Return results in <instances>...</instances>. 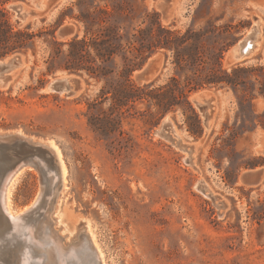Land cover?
Here are the masks:
<instances>
[{
	"label": "rangeland",
	"instance_id": "obj_1",
	"mask_svg": "<svg viewBox=\"0 0 264 264\" xmlns=\"http://www.w3.org/2000/svg\"><path fill=\"white\" fill-rule=\"evenodd\" d=\"M79 2L58 0L51 8L37 6L36 0L3 5L15 30L28 28L36 37L33 49L14 53L21 55L22 65L4 77L7 83L0 82V135L19 132L33 141H52L59 148L65 176L53 195L52 173L44 176L36 167L23 168L12 193V207L16 212L30 206L35 209L23 220V229L13 228L0 212V264H57L56 254L41 245V238L51 231L64 247L72 248L68 264H264V178L254 186L241 181L244 173L264 169L258 145L264 133V96L258 93L264 88V0ZM13 4H21L24 15L14 12ZM119 5L125 18L98 15L107 24L121 23L129 29L155 12L162 25L181 33L190 26L198 30L209 24H230L234 39L223 54L222 66L252 68L246 77L247 89L197 90L189 102L198 122L182 108L155 122L141 103L112 112L109 97H99L102 81L84 72H46V60L54 50L50 32L56 42L74 35L81 38L85 28L77 16L99 9L112 13ZM256 23L258 34L249 57L226 64L231 47ZM63 26H71L73 33L61 36ZM97 32L94 26L86 37ZM209 44L204 47L206 60L211 55ZM60 48L67 52V45ZM169 60L152 56L132 73V81L165 83L175 73ZM152 61L151 72L139 81L136 75ZM60 74L80 79L81 91L73 97L42 91L47 81ZM199 94L212 101L207 126L192 103ZM95 102L99 103L91 107ZM92 116L101 118L103 132L89 125ZM165 117L183 143L192 147L190 154L157 134ZM86 235L101 261L89 254Z\"/></svg>",
	"mask_w": 264,
	"mask_h": 264
},
{
	"label": "trees",
	"instance_id": "obj_2",
	"mask_svg": "<svg viewBox=\"0 0 264 264\" xmlns=\"http://www.w3.org/2000/svg\"><path fill=\"white\" fill-rule=\"evenodd\" d=\"M10 1L0 0V59L33 49L36 37L28 28L15 30L10 24L3 8ZM112 9V13L99 9L94 14L77 16L85 28L81 38L74 35L65 42H56L54 32H50L49 42L54 50L46 60V72L51 73L55 69L68 74L84 72L88 77L102 81L99 97L103 100L109 97L112 112L123 108L127 111L141 103L145 106L144 112L155 122L175 108L191 112L198 122L189 102L190 94L197 90L229 87L235 92L238 88L247 89L246 77L252 68L233 66L227 70L222 66L223 54L234 39L230 24L222 27L209 24L198 30L190 26L181 33L162 25L158 14L153 12L146 14L136 26L126 29L121 23L107 24L98 15L126 17L121 5ZM64 15H60V22ZM94 26L98 27V32L86 37ZM206 43H210L207 49L211 51L208 60L203 58ZM63 44L67 45L66 53L60 48ZM156 54L162 55L164 60L170 57L174 75L157 86L153 81L134 83L132 73ZM258 93L264 96V88H259ZM97 103H92L91 107ZM111 121L120 123V119L111 118ZM89 125L93 130L103 132L102 120L98 116L89 118Z\"/></svg>",
	"mask_w": 264,
	"mask_h": 264
},
{
	"label": "water",
	"instance_id": "obj_3",
	"mask_svg": "<svg viewBox=\"0 0 264 264\" xmlns=\"http://www.w3.org/2000/svg\"><path fill=\"white\" fill-rule=\"evenodd\" d=\"M57 2L58 0H48L46 3L43 0H36V5H45L47 8H51L55 6ZM10 8L18 15H24L23 13L25 10L21 4H13L10 6ZM257 32V26H252L248 33L231 47L230 54L227 57L228 64L243 62L249 57V51L252 47L251 41H254ZM72 33L73 28L71 26H63L59 30V34L61 36H68ZM7 57L0 59V80H2L4 83L9 81L4 77L8 75L10 71L22 65V58L20 54H12ZM152 64L153 61L144 71L136 75V78L139 81L146 79L152 70ZM81 86L80 79L72 77L71 75L60 74L47 81L43 85L42 91L46 93L64 95L65 97H73L81 91ZM211 102L212 101L210 99H205V96L201 94L192 99L194 107L204 118V123L206 126L208 119L207 112L211 107ZM157 134L169 141L171 145L178 147L180 150L187 152L188 154L191 153L192 147L183 143L181 138L174 131L173 125L167 117L160 121ZM258 145L262 147V153L264 154V135H260V137H258ZM49 153V147L45 142L33 141L31 138L26 137L19 132L0 135V183L7 174L25 166L36 167L41 173H43L44 176H47L46 172L47 169H49V165L46 163V161L50 162ZM263 178V168L252 169L241 176V181L246 185L254 186L258 185ZM208 196L213 201H215L216 198L211 196L210 193ZM217 204L220 207L223 206L222 202H217ZM34 207L35 206H30L25 211L27 217L33 213L35 209Z\"/></svg>",
	"mask_w": 264,
	"mask_h": 264
},
{
	"label": "bare ground",
	"instance_id": "obj_4",
	"mask_svg": "<svg viewBox=\"0 0 264 264\" xmlns=\"http://www.w3.org/2000/svg\"><path fill=\"white\" fill-rule=\"evenodd\" d=\"M229 54H230V52L228 53V55ZM228 55H227V57H228ZM226 64H228L227 58H226ZM196 96H198V95H196ZM193 98H196V97H193ZM263 135H264V133H263ZM46 144L48 145L49 150H50V153H49V156H50L49 161L50 162L46 161V163L49 165V169H47L46 173H47V176H48L49 172L52 173V175H53L55 186H54V191L52 193H53V195H55L57 190L60 187H62V185H63V179L65 176V167L63 166L61 159H59L60 158L59 148L56 146V144H54L52 141H50L49 143H46ZM50 163L53 164L52 168L50 167ZM23 168L24 167H20L18 170H15L14 172L7 174L0 183V211L2 212L3 216H5V218L10 222V225H12L13 228H20V229H23V227H24V222H23L24 219L23 218L27 217L25 214V211L28 209V207H25L24 209L20 210L19 212H16L12 207L11 198H12L13 190H14V188H15V186H16L17 182L19 181V178H20L18 176L20 174H22L21 172L24 170ZM24 172L25 171H23V173ZM28 233H30V231ZM42 234H44V233L41 232V235ZM31 237L32 236H30V238ZM31 240H32V238H31ZM86 240L88 241L89 247L91 248V250H90L91 252L89 254L94 256L97 259V262L101 261L100 256H99L101 254L97 250L96 246L95 247L93 246L94 243L91 242V240L88 236H87ZM41 241H42L41 245H46V246L50 247V251L53 254H56V257H57L56 263L57 264H68L67 262H69V260L71 258L73 259V256L70 257V255H72V253H71L72 248L64 247V244L62 245L61 238L58 237L54 231H51L50 234L47 235V237L41 238ZM76 244L80 245V242H78ZM32 245H36V244H32ZM41 245L39 244V247ZM36 246L38 247V245H36ZM96 255L98 258L96 257Z\"/></svg>",
	"mask_w": 264,
	"mask_h": 264
},
{
	"label": "flooded vegetation",
	"instance_id": "obj_5",
	"mask_svg": "<svg viewBox=\"0 0 264 264\" xmlns=\"http://www.w3.org/2000/svg\"><path fill=\"white\" fill-rule=\"evenodd\" d=\"M256 26H257V23L255 24ZM257 34H258V32H257ZM256 39V38H255ZM255 39H254V41H251V50L249 51V54L252 52V50H253V48H254V46H255ZM0 82H3L2 80H0Z\"/></svg>",
	"mask_w": 264,
	"mask_h": 264
}]
</instances>
